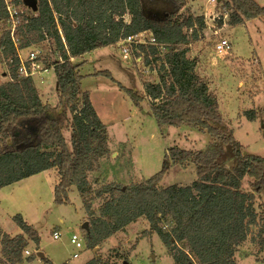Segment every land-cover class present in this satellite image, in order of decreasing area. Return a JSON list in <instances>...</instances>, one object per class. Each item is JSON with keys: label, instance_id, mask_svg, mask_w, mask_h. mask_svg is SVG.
<instances>
[{"label": "trees", "instance_id": "16d2710c", "mask_svg": "<svg viewBox=\"0 0 264 264\" xmlns=\"http://www.w3.org/2000/svg\"><path fill=\"white\" fill-rule=\"evenodd\" d=\"M32 1L36 12L26 9ZM11 4L20 9L14 33L17 43L10 37L7 3L0 0V62L12 80L0 88V190L55 171L54 203L68 206L70 189L77 190L88 212L84 241L91 251L144 219L174 264H236L234 256L247 242L259 254L264 253V217L257 212L256 203L264 188V159L244 155L230 133L223 134L213 126L219 116L217 97L196 74V59L187 55L188 45L204 39L203 26L190 14L188 0H12ZM219 6L223 11L230 7L231 28L264 16V6L254 0H220ZM141 33L150 34L154 44L132 47L130 56L144 67L156 69V84L143 83L140 95L116 83L108 71L93 76L112 81L134 107L147 101L158 124L184 125L207 133L217 147L230 148L234 162L224 164L222 148L204 152L171 148L167 153L171 165L193 168L195 180L190 186L162 189L164 166L139 184H109L93 193L88 175L109 154L108 132L89 94L81 90L84 78L73 61ZM46 39L55 43L61 59L45 61L55 78V107L42 103L32 81L18 74V51ZM246 116L249 121L255 119L252 112ZM245 178L249 179V192L242 190ZM94 201H100L98 215L91 211ZM13 221L21 233L12 236L0 228V264H28L36 257H25L24 251L31 244L38 251L40 239L20 216ZM42 261L49 264L45 258ZM85 264L105 262L95 255Z\"/></svg>", "mask_w": 264, "mask_h": 264}, {"label": "rangeland", "instance_id": "374dc122", "mask_svg": "<svg viewBox=\"0 0 264 264\" xmlns=\"http://www.w3.org/2000/svg\"><path fill=\"white\" fill-rule=\"evenodd\" d=\"M254 1L264 6V0ZM11 2L8 0L7 4L12 5ZM158 5L161 11L162 2ZM188 7L190 14L199 19L204 30L208 31L206 37L217 33L212 39L204 37L188 45L187 54L190 59H196V74L217 97L219 116L213 126L223 134L230 133L244 149V155L264 159V16L231 28L223 24L224 11L218 4H210L209 0H188ZM28 8L26 6L27 11ZM13 10L20 18V9L15 7ZM145 36L150 37L149 34ZM222 40L227 41L230 48L219 54L215 46ZM45 42L54 43L46 39L33 48L45 49ZM33 48L23 50L20 56L25 59ZM57 61L56 58L54 62ZM73 64L80 67L84 78L81 90L89 94L92 107L108 132L109 154L98 161L88 175L93 193L109 184L120 187L139 184L160 173L164 166L167 172L160 184L162 189L173 185L190 186L195 180L194 170L192 167L171 165L167 160L171 148L202 152L222 148L224 164H233L230 148L225 145L217 147V142L214 143L207 133L184 125L173 128L158 124L147 101L134 107L112 81L93 76L96 72L108 71L116 83L143 95V83L158 82L155 68L144 67L139 59L123 56L114 46L94 50L73 61ZM39 68L44 69L42 66ZM29 79L42 103L55 107L53 69L47 72L37 69ZM11 82L6 65L0 62V88ZM250 112L254 121H249L246 116ZM57 183L56 172L47 171L0 190L1 230L12 236L21 233L13 221V217L20 216L40 239L38 251L32 244L24 251L25 257L26 251L36 257L28 264H48L39 259L38 254L43 255L49 264H85L95 255L101 257L105 264H174L171 254L160 238L149 232V225L144 219L118 232L95 250H87L85 246L78 259L70 260L69 256L75 250L67 238L75 233L85 245L82 226L87 224L89 229L88 212L74 187L69 192L70 204L56 205L53 190ZM249 184V179L245 178L242 190L249 192ZM256 197L257 212L264 217V188ZM99 202L90 204L91 211L96 215ZM59 228L66 237L63 243L51 238L52 231ZM234 259L236 264H264V253L259 254L257 247L247 242L238 249Z\"/></svg>", "mask_w": 264, "mask_h": 264}, {"label": "built area", "instance_id": "2783aa9c", "mask_svg": "<svg viewBox=\"0 0 264 264\" xmlns=\"http://www.w3.org/2000/svg\"><path fill=\"white\" fill-rule=\"evenodd\" d=\"M5 1L7 3L8 0H5ZM209 3L215 4V5L220 4V3H217V0H209ZM14 8L15 7L13 5L7 4V12H8L9 19H10V26H9L10 37L14 43H17V41L14 39V33L16 31V27L19 25L20 18L18 17V12L16 13L13 10ZM229 13H231L230 8H229V10L224 11V20L225 21H223V24H228ZM118 19H120V18H118ZM123 19H125V22L129 23L127 17H124ZM224 22H226V23H224ZM207 33H208V31H205L203 28V33H202L203 37H205L207 39L208 38L212 39L211 37L217 36V33H214V34L206 37ZM145 34H148V33H141V34L135 35L133 37L124 38L118 43V45H116V47H118L119 51L122 53L123 56H125V57L130 56V50L132 47L134 48L138 45H148V44L153 45L154 44L153 40L151 39V35L149 34L150 37H147V36H145ZM1 39H2V31H0V40ZM45 45H47L45 49L44 48H37V49L33 48V50H31L27 54V57L25 59H23L20 56L21 52H23V51H18V59L20 62L18 74L21 78H23V79L32 78L35 75L37 69L44 70V72H47L50 69H52V67H50V68L46 67L45 61L54 62V60L57 58L58 59L57 62H61L60 57L57 56L58 51H57L56 45L52 42H45ZM229 48H230L229 44L225 40L220 41L215 46V50L219 54H222L225 51H228ZM39 66H42L44 69H40ZM16 83H18V82H16ZM51 238L55 241L63 243L66 237H65V234L63 233V231H61V229L59 228V229H55L52 231ZM67 241L75 250L73 252V254H71L69 256L70 260L78 259L80 252L85 248L84 243L80 239L79 235H77L75 233H71L68 236ZM25 254H26V256H29V253L27 251L25 252Z\"/></svg>", "mask_w": 264, "mask_h": 264}, {"label": "water", "instance_id": "95a60500", "mask_svg": "<svg viewBox=\"0 0 264 264\" xmlns=\"http://www.w3.org/2000/svg\"><path fill=\"white\" fill-rule=\"evenodd\" d=\"M217 3H220V0H217ZM28 5H29L28 7H29L33 12H36L37 8H36V2H35V1H32L31 4H28ZM82 230H83V231H87V230H88L87 224H84V225L82 226ZM37 256H38L39 259H44L43 255H41V254H38Z\"/></svg>", "mask_w": 264, "mask_h": 264}]
</instances>
